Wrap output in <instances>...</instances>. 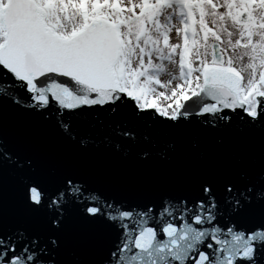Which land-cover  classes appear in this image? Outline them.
I'll return each mask as SVG.
<instances>
[{"label":"snow or ice","instance_id":"1","mask_svg":"<svg viewBox=\"0 0 264 264\" xmlns=\"http://www.w3.org/2000/svg\"><path fill=\"white\" fill-rule=\"evenodd\" d=\"M0 264H264V0H0Z\"/></svg>","mask_w":264,"mask_h":264}]
</instances>
